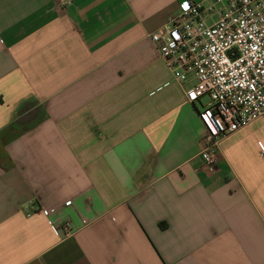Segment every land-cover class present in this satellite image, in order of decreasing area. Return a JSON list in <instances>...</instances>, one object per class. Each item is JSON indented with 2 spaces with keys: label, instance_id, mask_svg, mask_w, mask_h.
<instances>
[{
  "label": "crops",
  "instance_id": "crops-1",
  "mask_svg": "<svg viewBox=\"0 0 264 264\" xmlns=\"http://www.w3.org/2000/svg\"><path fill=\"white\" fill-rule=\"evenodd\" d=\"M69 1L0 0V264H264V121L204 169L150 40L188 0Z\"/></svg>",
  "mask_w": 264,
  "mask_h": 264
},
{
  "label": "built area",
  "instance_id": "built-area-1",
  "mask_svg": "<svg viewBox=\"0 0 264 264\" xmlns=\"http://www.w3.org/2000/svg\"><path fill=\"white\" fill-rule=\"evenodd\" d=\"M185 4L150 40L172 78L191 84L192 101L209 98L199 112L206 129L200 156L208 169L216 164L220 138L264 121V0ZM64 230L68 235L67 225Z\"/></svg>",
  "mask_w": 264,
  "mask_h": 264
},
{
  "label": "rangeland",
  "instance_id": "rangeland-1",
  "mask_svg": "<svg viewBox=\"0 0 264 264\" xmlns=\"http://www.w3.org/2000/svg\"><path fill=\"white\" fill-rule=\"evenodd\" d=\"M208 101H209V98L207 96H204L201 99H199L198 104L201 110H203V105H205Z\"/></svg>",
  "mask_w": 264,
  "mask_h": 264
},
{
  "label": "snow or ice",
  "instance_id": "snow-or-ice-1",
  "mask_svg": "<svg viewBox=\"0 0 264 264\" xmlns=\"http://www.w3.org/2000/svg\"><path fill=\"white\" fill-rule=\"evenodd\" d=\"M184 6L187 7V4H185Z\"/></svg>",
  "mask_w": 264,
  "mask_h": 264
}]
</instances>
